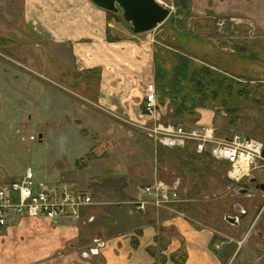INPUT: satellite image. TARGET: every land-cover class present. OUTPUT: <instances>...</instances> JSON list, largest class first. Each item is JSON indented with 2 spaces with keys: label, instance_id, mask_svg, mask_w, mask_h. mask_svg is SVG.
Returning <instances> with one entry per match:
<instances>
[{
  "label": "rangeland",
  "instance_id": "rangeland-1",
  "mask_svg": "<svg viewBox=\"0 0 264 264\" xmlns=\"http://www.w3.org/2000/svg\"><path fill=\"white\" fill-rule=\"evenodd\" d=\"M158 1L171 14L163 24L147 33L132 34L122 12H107V16L119 28L128 29L132 37L152 39L155 46L153 82L161 117L187 125L185 122L189 119L200 118L208 112L213 117L211 125L219 135L241 132L264 143V43L251 38L246 26L221 23L218 18L206 19L204 15L192 13V0ZM22 4V0H0L1 62L24 68L35 76L32 82L27 79L21 83V95H24L17 104L20 111L17 105L16 110L0 111V178L4 179L7 173L9 179H17L30 167L38 178L49 182L70 180L65 173L72 172L76 166L81 170L74 177L81 189L98 182L101 193L95 197L105 202L101 207L104 222L111 220L114 209L128 214L131 206L126 201L134 184L130 176L118 172V167L127 168L128 160L106 152L92 162L89 160L93 152L77 164L72 157H79L80 152L84 155L87 146L99 140L97 134L88 135L83 131L76 118L85 117L77 114V107H82V103L89 105L88 102L73 96L77 99H73L75 108L65 103L67 91L90 98L93 93L86 86L89 76L86 80L73 77V71L66 72V68H72L68 60L64 63L53 51V45L25 23ZM114 33L115 39L124 34L120 29ZM97 80L94 76L93 81ZM85 111L87 114L93 110ZM20 112H24L23 117L12 118ZM107 124L106 120L101 122L100 136L107 134ZM175 148L178 154L159 148L162 154L158 167L162 179L182 178L186 201L179 207L191 210L194 219L189 215L188 220L196 224L197 219L204 218L211 224L229 225L225 215L240 216L246 230L242 242L249 239L264 244V212L260 215L264 197L259 191L264 185V170L254 171L253 180L241 186L233 183L214 161L188 156L184 153L186 145ZM152 149L149 144V150L141 155L147 168L153 163ZM210 170L218 171L221 176ZM94 177L100 179L94 180ZM239 188L247 191L241 193ZM238 205L247 212L238 210Z\"/></svg>",
  "mask_w": 264,
  "mask_h": 264
},
{
  "label": "crops",
  "instance_id": "crops-1",
  "mask_svg": "<svg viewBox=\"0 0 264 264\" xmlns=\"http://www.w3.org/2000/svg\"><path fill=\"white\" fill-rule=\"evenodd\" d=\"M22 3L23 20L41 39L53 45V51L63 62L68 60L72 68H66V72L73 71V77L89 76L86 86L93 93L90 98L66 90L69 96L65 97V103L70 104V108L76 106L73 99H77L73 96L88 102L89 105L82 103V107H77V114L85 117L76 118L83 131L88 135L97 134L99 139L95 145L87 146L88 151L84 155L80 152L79 157L72 156L76 164L91 152V162L105 152L128 160L127 168L118 167V172L130 176L134 189L126 201L131 206L128 214L114 209L111 220L104 222L101 207L105 202L95 197L101 193L98 182L81 189L74 177L81 169L75 166L73 173H65L70 179L67 181L92 194L96 203L84 209L79 220L54 223L25 218L9 226L0 235V264H155V258L149 251L155 247L165 259L159 264H177L172 256L183 254L186 256L183 264H264V244L246 239L240 245L246 232L240 216L225 215L226 220L228 216L237 218V223L227 220L229 225L211 224L204 218L197 219L195 224L188 220L192 212L186 207H179L186 216L167 210L151 209L146 213L134 210L132 202L136 199L138 186L165 180L179 188L182 196V190L186 192L181 177L176 180L161 178L158 167L161 147L140 129V125L148 120L143 109L146 87L155 77L152 39L132 37L128 29L112 23L107 11L91 0H22ZM192 10V13L204 15L206 19L218 18L221 23L246 26L251 38L264 43V0H192ZM118 29L124 32L123 36L109 39V32L115 34ZM94 76L97 82L93 81ZM34 77L26 69L3 64L0 59V111L16 110L24 95H21V83L27 79L32 82ZM63 80L67 81L66 78ZM62 85L66 88L65 83ZM17 109L20 111L18 105ZM83 110L93 111L86 114ZM23 113L12 118L23 117ZM103 120L108 122L107 134L100 136L98 131ZM212 123L213 117L208 112L195 122L201 126H212ZM149 144L154 150V159L151 167L147 168L141 155L149 150ZM186 147L184 153L188 156L201 161L204 156L205 160L225 168L209 156L198 154L194 145ZM164 149L178 154L177 148ZM136 155H139L138 159ZM179 155L182 156L181 153ZM217 172L211 171L221 176ZM8 175L6 173V179L0 178V183L21 178L13 180ZM99 179L94 177V180ZM141 180L143 184L138 183ZM240 207L245 214L247 210Z\"/></svg>",
  "mask_w": 264,
  "mask_h": 264
},
{
  "label": "built area",
  "instance_id": "built-area-1",
  "mask_svg": "<svg viewBox=\"0 0 264 264\" xmlns=\"http://www.w3.org/2000/svg\"><path fill=\"white\" fill-rule=\"evenodd\" d=\"M143 109L148 120L140 125V129L156 146L174 148L176 145L192 144L198 154L207 155L225 165L226 176L241 186L253 180L254 171L264 170V143L256 138L241 132L219 135L214 126L164 121L153 81L146 87ZM261 186L259 191L264 197ZM185 201L173 183L157 180L138 186L132 204L137 213L155 209L186 216L179 209ZM95 203L92 194L76 188L69 181L49 182L38 178L32 169H28L19 180L0 183V235L9 226L25 218L54 223L79 220L83 210ZM263 212L264 205L260 215Z\"/></svg>",
  "mask_w": 264,
  "mask_h": 264
},
{
  "label": "water",
  "instance_id": "water-1",
  "mask_svg": "<svg viewBox=\"0 0 264 264\" xmlns=\"http://www.w3.org/2000/svg\"><path fill=\"white\" fill-rule=\"evenodd\" d=\"M96 6L107 12L119 14L129 24L134 34H143L156 29L163 24L171 14V10L158 0H91ZM41 137V135H40ZM264 156V152H263ZM264 189V185L261 186ZM241 188V192H246ZM238 210L242 208L238 205ZM231 223H237V218L227 217Z\"/></svg>",
  "mask_w": 264,
  "mask_h": 264
},
{
  "label": "trees",
  "instance_id": "trees-1",
  "mask_svg": "<svg viewBox=\"0 0 264 264\" xmlns=\"http://www.w3.org/2000/svg\"><path fill=\"white\" fill-rule=\"evenodd\" d=\"M110 13V12H109ZM114 14V13H113ZM113 35L109 32V39H111V40H113V39H115V38H117V37H115L114 36V38L112 37ZM164 120V119H163ZM164 121H166V120H164ZM196 122V119H189L188 121H186L185 123L186 124H193V123H195ZM175 123H177V122H175ZM205 158L206 157H204V156H202L200 159H203V160H205ZM87 159V158H86ZM224 171L227 173V169H226V167L224 168ZM149 251L151 252V254L154 256V258H155V264H159V262H164V256L162 255H160V253H158L159 251H158V249L155 247L154 249H149ZM185 258H186V256H185V254H183V255H174V256H172V260L175 262V263H177V264H183V262L185 261Z\"/></svg>",
  "mask_w": 264,
  "mask_h": 264
}]
</instances>
